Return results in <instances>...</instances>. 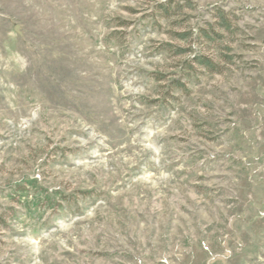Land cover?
<instances>
[{"label": "rangeland", "instance_id": "obj_1", "mask_svg": "<svg viewBox=\"0 0 264 264\" xmlns=\"http://www.w3.org/2000/svg\"><path fill=\"white\" fill-rule=\"evenodd\" d=\"M0 264H264V0H0Z\"/></svg>", "mask_w": 264, "mask_h": 264}, {"label": "trees", "instance_id": "obj_2", "mask_svg": "<svg viewBox=\"0 0 264 264\" xmlns=\"http://www.w3.org/2000/svg\"><path fill=\"white\" fill-rule=\"evenodd\" d=\"M197 61L200 65L204 66V67H213L212 61L206 57V56H200L197 58Z\"/></svg>", "mask_w": 264, "mask_h": 264}]
</instances>
